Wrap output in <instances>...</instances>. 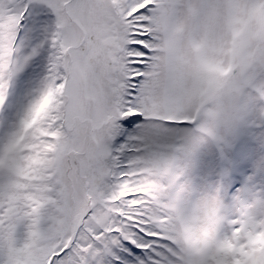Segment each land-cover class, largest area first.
Listing matches in <instances>:
<instances>
[{
    "label": "snow or ice",
    "instance_id": "obj_1",
    "mask_svg": "<svg viewBox=\"0 0 264 264\" xmlns=\"http://www.w3.org/2000/svg\"><path fill=\"white\" fill-rule=\"evenodd\" d=\"M0 264H264V0H0Z\"/></svg>",
    "mask_w": 264,
    "mask_h": 264
}]
</instances>
